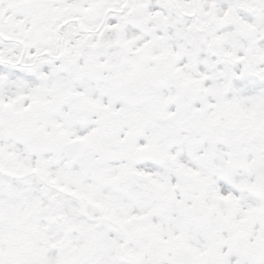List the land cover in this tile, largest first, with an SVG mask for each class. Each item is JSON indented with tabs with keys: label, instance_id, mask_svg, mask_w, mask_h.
Returning <instances> with one entry per match:
<instances>
[{
	"label": "snow or ice",
	"instance_id": "snow-or-ice-1",
	"mask_svg": "<svg viewBox=\"0 0 264 264\" xmlns=\"http://www.w3.org/2000/svg\"><path fill=\"white\" fill-rule=\"evenodd\" d=\"M0 264H264V0H0Z\"/></svg>",
	"mask_w": 264,
	"mask_h": 264
}]
</instances>
